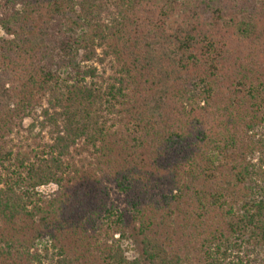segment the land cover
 <instances>
[{"label":"trees","instance_id":"16d2710c","mask_svg":"<svg viewBox=\"0 0 264 264\" xmlns=\"http://www.w3.org/2000/svg\"><path fill=\"white\" fill-rule=\"evenodd\" d=\"M0 27V264H264V0H0ZM26 119L49 142L18 151Z\"/></svg>","mask_w":264,"mask_h":264},{"label":"rangeland","instance_id":"374dc122","mask_svg":"<svg viewBox=\"0 0 264 264\" xmlns=\"http://www.w3.org/2000/svg\"><path fill=\"white\" fill-rule=\"evenodd\" d=\"M4 36V32L2 28L0 27V37ZM107 63L106 74L103 75V78L99 80V84H101L103 87L107 86L108 79L114 75V70H112L111 66ZM105 80V81H104ZM40 111V110H39ZM32 125H35L34 132L31 134V132H28L27 130L31 128ZM39 135L38 140H34V137ZM14 142L12 145L16 147V150L18 151H25V150H33L37 148V144L43 146L45 143L49 142L47 133H43L42 136L39 134V128L37 127V123L34 124L32 119H26L24 122V131L21 132L20 135L14 136L13 138ZM56 186L49 185L48 187H42L41 193L45 195H50L54 191H56ZM111 200L113 202L114 208H120L124 209V199L123 197L116 191V189L111 188ZM138 254L137 248L135 246H128V256L130 258H133ZM233 264H238L236 259H233Z\"/></svg>","mask_w":264,"mask_h":264}]
</instances>
